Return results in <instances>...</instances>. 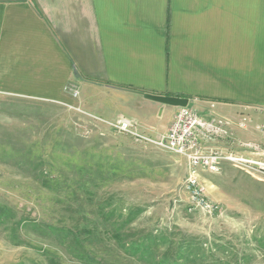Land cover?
Here are the masks:
<instances>
[{"label": "rangeland", "instance_id": "rangeland-1", "mask_svg": "<svg viewBox=\"0 0 264 264\" xmlns=\"http://www.w3.org/2000/svg\"><path fill=\"white\" fill-rule=\"evenodd\" d=\"M83 109L0 96V264H264V181L204 172L189 210L184 156Z\"/></svg>", "mask_w": 264, "mask_h": 264}, {"label": "crops", "instance_id": "crops-1", "mask_svg": "<svg viewBox=\"0 0 264 264\" xmlns=\"http://www.w3.org/2000/svg\"><path fill=\"white\" fill-rule=\"evenodd\" d=\"M146 95L185 98L264 146V0H0V96L77 101L157 137L182 106Z\"/></svg>", "mask_w": 264, "mask_h": 264}, {"label": "built area", "instance_id": "built-area-1", "mask_svg": "<svg viewBox=\"0 0 264 264\" xmlns=\"http://www.w3.org/2000/svg\"><path fill=\"white\" fill-rule=\"evenodd\" d=\"M77 93L74 92V95ZM251 121L249 115H242L238 125L247 129ZM105 122L119 133L129 134L138 141L187 159L189 170L183 187L190 201L189 210L200 208L210 214L220 210V205L208 198L202 175L204 172H220L224 162H229L239 170L264 181L263 144L234 137L230 130L233 122L224 116L214 115L205 118L196 110L182 106L168 131L157 137L143 133L135 121L127 118ZM256 128L264 135V123L257 124ZM222 140L228 142L230 147L213 145Z\"/></svg>", "mask_w": 264, "mask_h": 264}, {"label": "water", "instance_id": "water-1", "mask_svg": "<svg viewBox=\"0 0 264 264\" xmlns=\"http://www.w3.org/2000/svg\"><path fill=\"white\" fill-rule=\"evenodd\" d=\"M148 99H151L153 101H159L163 103H169V104H176L181 106H187V99L185 98H178V97H161V96H155V95H146Z\"/></svg>", "mask_w": 264, "mask_h": 264}, {"label": "trees", "instance_id": "trees-1", "mask_svg": "<svg viewBox=\"0 0 264 264\" xmlns=\"http://www.w3.org/2000/svg\"><path fill=\"white\" fill-rule=\"evenodd\" d=\"M49 263H50V264H64L63 262H61L60 260H58V259L55 258V257H51V258L49 259Z\"/></svg>", "mask_w": 264, "mask_h": 264}]
</instances>
